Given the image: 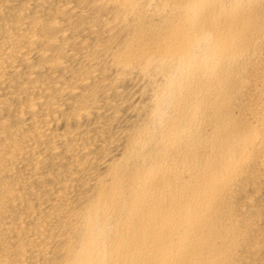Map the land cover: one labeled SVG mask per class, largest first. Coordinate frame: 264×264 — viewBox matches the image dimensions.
<instances>
[{"label":"bare ground","instance_id":"6f19581e","mask_svg":"<svg viewBox=\"0 0 264 264\" xmlns=\"http://www.w3.org/2000/svg\"><path fill=\"white\" fill-rule=\"evenodd\" d=\"M0 264H264V0H0Z\"/></svg>","mask_w":264,"mask_h":264}]
</instances>
